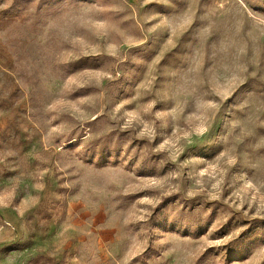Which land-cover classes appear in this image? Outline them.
<instances>
[{"label":"rangeland","instance_id":"1","mask_svg":"<svg viewBox=\"0 0 264 264\" xmlns=\"http://www.w3.org/2000/svg\"><path fill=\"white\" fill-rule=\"evenodd\" d=\"M0 264H264V0H0Z\"/></svg>","mask_w":264,"mask_h":264}]
</instances>
